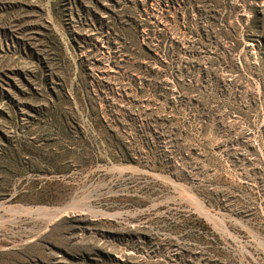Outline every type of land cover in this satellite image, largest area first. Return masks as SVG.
Returning a JSON list of instances; mask_svg holds the SVG:
<instances>
[{"label": "rangeland", "instance_id": "1", "mask_svg": "<svg viewBox=\"0 0 264 264\" xmlns=\"http://www.w3.org/2000/svg\"><path fill=\"white\" fill-rule=\"evenodd\" d=\"M0 264H264V0H0Z\"/></svg>", "mask_w": 264, "mask_h": 264}]
</instances>
